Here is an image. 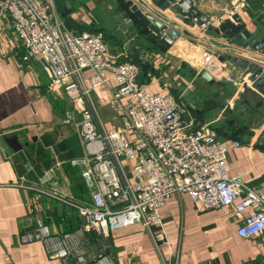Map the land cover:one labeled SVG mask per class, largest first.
<instances>
[{
    "label": "crops",
    "instance_id": "0c3cea01",
    "mask_svg": "<svg viewBox=\"0 0 264 264\" xmlns=\"http://www.w3.org/2000/svg\"><path fill=\"white\" fill-rule=\"evenodd\" d=\"M65 1L68 2L67 12L59 17L73 34L97 33L98 29L103 32L100 21L114 24L116 35L122 40L120 54L128 58L137 56L141 61L137 82L149 92L167 94L168 81L184 78L186 88L172 98L182 99L185 90L196 97L193 110L185 105L196 126L208 125L218 140L241 144L227 154L228 177L245 182L251 188L264 186L262 128L242 126L243 118L252 112L257 117L264 116V98L250 88L243 89V85L250 87L247 77L254 66L264 70V52H248L230 44L242 31L255 41L264 42V0H244L243 7L235 10L233 7L240 0H189L197 17L211 22L205 32L192 25L191 20L186 19L182 24L169 17L180 15L176 7L159 12L152 5L155 0H133L147 6L143 12L172 21L181 35L174 49L158 39L148 40L149 33L141 35L143 21H134L133 26L121 32L119 25L129 20L115 12V8L121 6L118 0H63L62 4ZM101 3L106 10L101 14L103 20L93 16L96 4ZM127 45L130 48L126 49ZM21 55L22 44L15 37L10 20L1 18L0 264H75L74 259L48 258L39 242H19L21 233L34 220L48 227L51 234L59 235L75 233L82 225L75 211L76 217L60 216L59 205H50L48 199L32 191L43 172L57 164L56 174L64 193L74 199L80 185L84 190L79 169L71 166L72 161L81 157L75 119L67 121L65 118L71 107L60 91H49V79L38 62L22 63ZM236 61L250 65L242 70ZM200 69L208 73L211 82L197 76ZM87 76L88 73H84L83 79ZM114 88L113 81L108 80L91 96L107 128L120 126V111L126 107L124 100L112 99ZM27 203L32 205L33 213L26 208ZM49 214L59 219L56 225L45 220ZM248 214L246 211L244 215ZM158 215L163 237L156 230L150 234L133 226L105 235L80 234L70 241V246H79L84 258L82 264H98L99 257L107 259L109 264H264V234L255 239L238 238L236 230L241 217L225 210L201 211L186 195L169 199ZM61 217L65 222L58 226ZM72 219V225H67Z\"/></svg>",
    "mask_w": 264,
    "mask_h": 264
},
{
    "label": "built area",
    "instance_id": "2783aa9c",
    "mask_svg": "<svg viewBox=\"0 0 264 264\" xmlns=\"http://www.w3.org/2000/svg\"><path fill=\"white\" fill-rule=\"evenodd\" d=\"M243 5L240 0L233 10ZM3 17L22 44L20 61L38 62L49 79V91H60L71 107L65 118L75 119L81 148V157L71 166L79 169L87 194V201L77 204L63 192L56 174L59 165L43 172L32 191L74 210L82 225L75 233L59 235L34 220L21 233V244L39 242L48 258L82 264L79 246H70L76 236L139 226L163 237L158 212L178 195H186L201 211L225 210L241 217L236 230L240 239L264 234V186L251 188L228 177L227 154L241 146L238 141L218 140L207 127H197L182 99L149 92L137 82L133 64L109 57L98 33H71L56 13L54 0H0ZM191 23L203 32L212 25L199 17ZM108 80L115 86L112 99L126 102L118 128L104 125L91 100ZM26 208L33 213L31 204ZM96 262L109 264L104 257Z\"/></svg>",
    "mask_w": 264,
    "mask_h": 264
},
{
    "label": "water",
    "instance_id": "95a60500",
    "mask_svg": "<svg viewBox=\"0 0 264 264\" xmlns=\"http://www.w3.org/2000/svg\"><path fill=\"white\" fill-rule=\"evenodd\" d=\"M118 2H120L121 6L116 7L115 12L124 20H129L127 23L119 25L118 29L121 32H125L128 27L133 26L134 20L138 22L143 21L144 30L149 33L148 40L152 41L158 39L170 49H174L175 42L180 40L181 35L180 32L172 26V21L168 17L156 15L151 12H143L144 9L147 10V6L142 2L141 4L133 0H118ZM64 4L68 9V2L65 1ZM152 5L159 12H163L164 10L170 11L172 7L178 8L181 12L180 15L171 14L169 17L182 24L186 19L192 20L197 18L194 10L190 8L191 3L189 0H155ZM124 7L126 8L124 9ZM230 44L248 52L252 51L258 54L264 52V42L255 41L250 38L245 31L234 36ZM128 48H130L129 45L126 46V49ZM236 64L241 67L242 70H246L250 65L249 63H242L240 61H236ZM197 76L207 83L212 81V78L204 69H200L197 72ZM247 81L250 83V87L243 85V89L248 90L250 88L264 98V70L259 66H254V70L248 75ZM182 100L191 110H193L197 104L196 97H194L189 90L184 91Z\"/></svg>",
    "mask_w": 264,
    "mask_h": 264
},
{
    "label": "rangeland",
    "instance_id": "374dc122",
    "mask_svg": "<svg viewBox=\"0 0 264 264\" xmlns=\"http://www.w3.org/2000/svg\"><path fill=\"white\" fill-rule=\"evenodd\" d=\"M62 2H63V0H54L55 11L58 14V16H60V15L62 16V12H63L61 9ZM105 11L106 10L104 9L103 3L96 4L95 10L93 11V16L103 20V16H101V14L105 13ZM100 27L103 29V32L100 29H98V32L100 33V36L102 37V39H103V41L107 47L109 57L116 63H122V62L131 63V64L135 65V67H137L136 68L137 70H140V68H141L140 62L141 61L138 58H133V57L128 58V57H124L122 54H120V53H122L121 48H120V42L122 44V40H120L117 37V35H116L117 31L115 30L114 24L110 23V22L100 21ZM140 31H142L144 33V31H145L144 30V24H141ZM146 34H147V32H146ZM134 43H136L137 45H140V44H138V42H134ZM138 73H139V71H138ZM186 86H187V83L184 81V78H182V81H179L176 79H174L172 81L170 80L166 83L167 94H169L171 97L175 98L183 92V90L186 88ZM253 114H254V112L248 114L245 118H243L245 120L242 121L243 123L241 122L242 126L252 125V126H255V128L261 127L262 131H263L261 134L263 135V138H264V116L260 115L259 117H257V115H253ZM248 120L249 121L252 120L253 123H251V124H249V122L247 123ZM195 123H196V121H195ZM233 138H234V136H233ZM74 195H75L74 199H75L77 204H82V203L87 201L84 193L80 194V192H77ZM48 203L50 205H54V207H57V205H59L52 200H48ZM59 206H61V205H59ZM59 206L57 207L59 209V210H57V212L61 213L60 216L68 215L69 217H74V216L76 217L74 210H72L68 207H65V209H64V208H62L64 206H61V207H59ZM74 219L70 220L67 225H69L70 223H73ZM45 220L49 223L52 222L56 225V222L59 219L50 215ZM64 222H65L64 217H61V221L58 223V226L60 224L62 225ZM70 225H72V224H70ZM61 228H60V230H62ZM62 232H64V231L62 230Z\"/></svg>",
    "mask_w": 264,
    "mask_h": 264
},
{
    "label": "trees",
    "instance_id": "16d2710c",
    "mask_svg": "<svg viewBox=\"0 0 264 264\" xmlns=\"http://www.w3.org/2000/svg\"><path fill=\"white\" fill-rule=\"evenodd\" d=\"M125 8H126V7H124V9H125ZM61 9H62L63 12H67V8H66L65 4H62ZM134 21H136V20H134ZM134 21H133V22H134ZM137 22H138V21H137ZM135 25L137 26L138 24L136 23ZM95 32H96V31H95ZM141 33H142L141 35H143V36L146 35V31H144V33L141 31ZM75 35H78V34H75ZM79 35H80V34H79ZM120 48H121V50H122V44H121V42H120ZM133 58H137V56H133ZM122 63H123V62H122ZM80 186H81V185H80ZM80 186H79V189H78L79 192H80V194L85 193V192H84L85 189H84V190H81L82 187H80Z\"/></svg>",
    "mask_w": 264,
    "mask_h": 264
},
{
    "label": "flooded vegetation",
    "instance_id": "af4514ba",
    "mask_svg": "<svg viewBox=\"0 0 264 264\" xmlns=\"http://www.w3.org/2000/svg\"><path fill=\"white\" fill-rule=\"evenodd\" d=\"M141 29V28H140Z\"/></svg>",
    "mask_w": 264,
    "mask_h": 264
}]
</instances>
